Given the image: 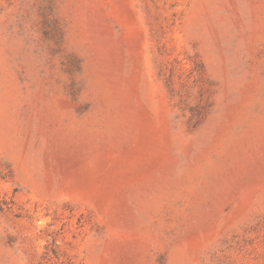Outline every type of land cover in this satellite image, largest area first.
<instances>
[{
    "label": "rangeland",
    "instance_id": "rangeland-1",
    "mask_svg": "<svg viewBox=\"0 0 264 264\" xmlns=\"http://www.w3.org/2000/svg\"><path fill=\"white\" fill-rule=\"evenodd\" d=\"M0 264H264V0H0Z\"/></svg>",
    "mask_w": 264,
    "mask_h": 264
}]
</instances>
